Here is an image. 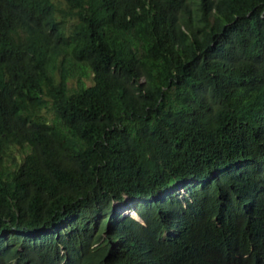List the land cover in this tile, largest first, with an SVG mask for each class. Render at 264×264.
<instances>
[{
  "label": "trees",
  "instance_id": "obj_1",
  "mask_svg": "<svg viewBox=\"0 0 264 264\" xmlns=\"http://www.w3.org/2000/svg\"><path fill=\"white\" fill-rule=\"evenodd\" d=\"M0 264H264V0H0Z\"/></svg>",
  "mask_w": 264,
  "mask_h": 264
},
{
  "label": "rangeland",
  "instance_id": "obj_2",
  "mask_svg": "<svg viewBox=\"0 0 264 264\" xmlns=\"http://www.w3.org/2000/svg\"><path fill=\"white\" fill-rule=\"evenodd\" d=\"M83 80H84V82H85L87 85H90V84H91V81H90L88 78L84 77ZM69 85L72 86V87L78 85L76 77H73V78L69 81ZM18 154H19V156L21 157V154H22L21 150L18 151ZM24 154H25V152L23 153V155H24ZM6 163H7V164H10V163H11L10 159H7V162H6ZM118 206H119V205L116 204L117 209H118ZM119 208H121V210H122L124 213H127V212H129V214L133 213V212H131V211H128V209H126L125 207L123 208L122 206H119ZM133 214H134V213H133Z\"/></svg>",
  "mask_w": 264,
  "mask_h": 264
},
{
  "label": "clouds",
  "instance_id": "obj_3",
  "mask_svg": "<svg viewBox=\"0 0 264 264\" xmlns=\"http://www.w3.org/2000/svg\"><path fill=\"white\" fill-rule=\"evenodd\" d=\"M180 192L183 193V192H184L183 189H181ZM125 208L128 209V211L133 212L134 215H133V213L129 214V212L124 213V212L122 211L124 214L129 215V216H131V217H133V218H135V219H137V220H140L139 216L135 213V211H133L132 209H129V208H127V207H125Z\"/></svg>",
  "mask_w": 264,
  "mask_h": 264
}]
</instances>
